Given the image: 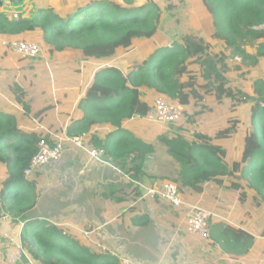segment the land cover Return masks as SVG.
<instances>
[{"label":"trees","instance_id":"trees-1","mask_svg":"<svg viewBox=\"0 0 264 264\" xmlns=\"http://www.w3.org/2000/svg\"><path fill=\"white\" fill-rule=\"evenodd\" d=\"M125 2L88 0L69 7L65 15L48 7L36 10L31 18L19 13L18 18H9L2 14L5 0H0V36L39 41L50 54L75 51L85 59H111L132 52L135 38H151L159 29L162 10L155 1L141 5H134L132 0ZM202 2L212 18L211 39L223 41L231 55H240L243 61L257 63L264 57L263 39L255 54L244 47L248 37L264 38V0ZM167 8L171 9L172 3ZM190 27L178 41L154 49L139 63L121 60L100 66L74 111L62 110L71 118L65 135L71 140L83 139L90 149H101L104 157L124 168L130 165L127 172L133 178L144 172V161L155 147L125 128L124 123L134 116L148 115L157 96L182 104L186 111L211 93L217 101L228 98L234 114L214 134L198 131L187 138L177 131L161 135L160 140L180 163L181 192L185 186L202 191L204 183L214 180L222 184L227 176L238 182H233L234 188L251 190L264 202V80L254 82V101L244 107L243 113H236L249 95L230 80L233 67L227 62V54L215 51L202 28ZM49 109L52 107L43 111ZM41 114L42 110L36 113L38 117ZM94 127H107L112 132L107 136L92 133ZM240 130L244 132L241 157L229 161V149L223 142ZM43 138L51 144L56 141L44 130L28 131L16 114L0 111V167L6 168L1 200L10 211L20 205L22 211H27L36 204L35 185L24 175V169ZM148 221L147 216L134 219L141 225ZM46 224L45 220L27 223L22 230L23 247L40 264H119L117 257L91 251L80 240ZM231 231L239 237V247L252 244L249 233L235 228Z\"/></svg>","mask_w":264,"mask_h":264},{"label":"crops","instance_id":"crops-1","mask_svg":"<svg viewBox=\"0 0 264 264\" xmlns=\"http://www.w3.org/2000/svg\"><path fill=\"white\" fill-rule=\"evenodd\" d=\"M87 1L20 0L8 2L5 0L1 6V12L9 18L19 12L20 15L31 18L36 10L52 7L56 12L65 15L69 7L82 5ZM114 1L121 2L120 0ZM146 2L148 1L139 3L137 0H132L134 5ZM186 5L194 11L196 9L204 10L196 11V13L207 12L202 0H187ZM207 14L210 16L208 12ZM200 16L205 18L203 15ZM161 18H163V13L160 22ZM189 22L192 27L205 29V22L200 20L194 22L190 18ZM166 31L168 32V30ZM159 34H163L165 41L170 40L169 35L166 32L161 33L159 29L151 38H135L133 41L135 49L130 53H121L132 57L120 59V61L125 60L128 64H135L133 58L136 61H141L154 49L165 46V41L162 42L163 39L159 43L155 42L154 38ZM3 39L10 38L0 36V111L16 114L28 131L40 129L47 132L52 138H55V133L58 134L57 136H62L71 123L70 115L68 116L64 112L72 113L74 111L78 101L85 95L96 71L110 59L95 61L84 58V60L90 61L93 66L85 67L83 71L74 69L73 73H66L69 76H74L76 80L63 79L62 74L58 73L55 74L53 81H50L51 79L48 77L43 81L38 79L36 82L32 80L31 74L41 77L47 74V70L43 68L32 70L31 65H28L31 59H22L21 56L10 51L2 45ZM141 45L144 46L140 47ZM32 59L35 60V58ZM95 62L99 64L95 66ZM80 76L82 78H79ZM16 85L18 87L15 90ZM38 85L43 86V89L40 88L42 93L44 92L43 97L47 92L49 94L56 91L61 93V99H55L56 107L52 105L54 104L52 101L43 97V100L33 98L32 91L26 94L27 98L21 99L20 95L24 91H28L32 87L38 89ZM46 101H48L47 104ZM63 103H65L64 108H62ZM51 106L53 107L51 110L49 109V112L43 111L46 107ZM60 108L67 111H58ZM41 110L43 114L38 117L36 113ZM214 120H216L215 116L204 114L201 117L200 131L214 134L219 128L211 132L212 128L205 126L206 123L210 124ZM151 124L153 122L134 116L124 123V127L154 145L155 137L165 134H160L157 128ZM111 132L112 129L107 127H94L92 133L107 136ZM243 136L244 133L242 138ZM235 137L223 142L229 149V161L241 157L242 138L238 148L231 147L230 140ZM154 147V153L150 154L151 157L147 156L144 161V172L136 177L140 178L144 186L150 185L153 177H158L160 182L172 181L179 186L182 185L180 163L168 152L166 145L163 151L158 150L159 147L155 145ZM89 149L83 139H68L64 142L62 158L51 162L44 168L49 171L53 170L55 176L65 177V183L71 185L70 192L66 185L62 194L55 195L54 198L46 197L41 193L45 187L43 184L46 176L45 169L38 170L29 177L30 182L35 185L37 201L33 208L27 211H22V205L16 211H10L3 205L1 192L6 179V168L0 167V264H11L8 259L17 252L18 245L22 242V230L25 225L43 220L47 222L46 226L53 225L64 234L75 237L91 251L108 253L118 259L128 258L138 264H187L190 262L264 264V202L253 196L254 193L251 190L234 188L233 184L238 182L233 177L224 176L222 184L214 180L208 181L203 184L202 191L185 186L181 192L186 202L201 205L214 212L211 238L206 243L200 244L196 235L189 230L186 207L175 208L169 201L161 197L138 201L139 196L144 193V188L133 182L136 177H130V180L126 178L127 173L125 174L124 170L127 172L130 165L124 168L118 162L110 165L102 160H96L89 156ZM61 162L65 165L64 167ZM73 170L82 172L83 176L76 178L71 174ZM77 183L80 184L79 191L78 189L73 190V185ZM83 187L86 189L84 190ZM241 191L244 193L240 194ZM42 205L45 208L39 209L38 206ZM49 209L52 212H49ZM139 216H147L148 223L145 225L136 224L134 219ZM51 217L54 218V222ZM232 228L249 233L253 239L252 244L239 247V237L231 231ZM99 245L105 247V250L99 248ZM25 252L26 255L23 259L13 264H40V261L34 260L27 250Z\"/></svg>","mask_w":264,"mask_h":264},{"label":"rangeland","instance_id":"rangeland-1","mask_svg":"<svg viewBox=\"0 0 264 264\" xmlns=\"http://www.w3.org/2000/svg\"><path fill=\"white\" fill-rule=\"evenodd\" d=\"M120 1L122 3H125L124 0H120ZM137 1L140 3V2L152 1V0H137ZM155 1L158 5L160 4V8L162 7L161 10L163 9L162 10L163 18H161V22L159 24L160 26L159 31H161V33L166 32V34H168L170 37V40H168L169 41L168 43V41L164 40L165 37L163 36V34H159L158 36L154 38L155 42L158 41L157 43H159L161 39H163L162 42L165 41L164 44L166 45H170L173 41H176V40L178 41L186 32H189L191 30L189 18L193 20L194 22H198L199 20L201 22H205V27H204L205 29L203 30L207 38L211 40L210 42L213 44L214 46L213 48L215 49L216 52L223 51L224 53H226L228 56L227 62L229 63L230 66L233 67V71L229 73L230 80L234 83L237 89L239 88L249 95L247 96L248 98L247 102L241 103V105L237 108L236 113L238 112L243 113L242 111L244 107L251 105V103L254 101L253 94H252V88H253L254 82L256 80H264V57H262L260 61H258L257 63H254L251 60L243 61V58L240 55L232 56L231 49L226 47L223 41L216 42L214 39L210 38L211 33L213 31V24L211 22V16H209L207 12L196 13V11H204V10H197V9L196 11L191 10L190 7L188 8L186 5L187 0H185V5H184V2H181V0H155ZM169 3H172L171 9L167 8V5H169ZM200 15H203L205 18L201 17ZM262 28H264V25L262 26ZM166 30H168V32ZM262 39L264 40V38L255 39L253 37H248V39L244 42V47L246 51L248 53L255 54L257 51L258 43ZM149 41L151 42V39H149ZM147 44L150 45V43L148 42ZM143 46L144 45H141L140 47H143ZM47 50L48 48L44 47V51L42 52V55L40 57L35 58L34 61L33 59H31L30 64H28L29 66L31 65L32 70L38 69V68L39 69L43 68L44 70H47V74L42 75L41 77L40 76L38 77V75L36 76L34 74H31L32 75L31 78L33 81L37 82L38 79L40 81H43L48 77H50L51 79L50 81H53L55 80V77H54L55 74H58V73L62 74L63 79L76 80L74 76H69L66 73H73L72 71L74 69L83 71L85 70V67L93 66L90 61L84 60L83 55L80 54L79 52H76V53L75 51L74 52H60V53L56 52L54 54H50L48 53ZM129 57H132V56H129L128 54L120 53L119 56L111 58L108 61V63H118L120 59H125ZM136 57H139V56H136ZM236 57H239L240 60L236 59ZM132 60L135 61L134 62L135 64L140 62V61H136L135 58H133ZM98 64H99L98 62L94 63L95 66H97ZM237 67H239L240 69H238ZM198 69L200 70V68ZM79 78H82V77L80 76ZM16 87H18V85L15 86V90H16ZM37 88L38 89H34L32 87L28 91L25 88L26 91H24V93L20 95L21 99L27 98L26 94L31 91H32L31 93L33 94L32 96L35 99L41 98V100H43V98H45L48 101H52L53 103L56 101L55 99H58V100L61 99V93H58V91L54 93L50 92V94L49 92H47L46 95L43 97L44 92L42 93V91L40 90V88L43 89V86L38 85ZM158 97L159 96H157V98ZM48 101H46V104L48 103ZM230 103H231V100L228 98H224L222 101H217L216 96L211 93L209 95H206L202 103H197V104L192 103L188 107L184 117L180 121L175 123L174 125L166 126V127H162L156 123H153L151 125L156 127L160 134L161 133L168 134V133H174V132L179 131L183 135H185V137L190 138V137H193V134L201 130V117H203L204 114H208L210 116H215L216 120L212 121L210 124L209 123H206V124L204 123V124L205 126L211 127L212 128L211 132H214L217 130V128H221L222 126L226 124V119L229 115L234 114V112L230 108ZM52 105H55L56 107L55 103ZM60 110H62V108L58 109V111ZM54 112L55 114H57L56 111ZM243 133H244L243 130H240L238 134L236 135V137L233 140H230L231 141L230 143H232L231 147L233 149L235 147L238 148L240 146ZM55 134H56L55 139H59L61 137V136H57L58 135L57 133ZM155 139L156 140L154 141V145L156 147H159L158 150L163 151L165 145L160 140V136L158 135L157 137H155ZM66 141L68 140H64V142ZM103 158H106V159H110V158L104 157V156H101L99 158L100 161L102 160L104 163L106 162L110 163V165H114V163L116 162V161H112V159L106 161ZM61 163L63 164V162ZM62 166L64 167L65 165L63 164ZM44 169H42L41 171H43ZM46 169L44 171L46 173V176L43 180V184L45 185V187L43 191H41V193L45 194L46 197L54 198L55 195L57 196V195L62 194L63 190L66 189V185L68 184L65 183V177L63 178V177L55 176L53 170L49 171ZM124 172L125 174L127 173L126 178L130 180L129 173L126 172L125 170ZM71 174H73L76 178L83 176L82 172L80 173L77 170L71 171ZM70 186L71 185H68V188H67L69 192H70ZM78 186L80 187L79 183L73 185L74 187L73 190L78 189L79 191L81 188H79ZM85 189L86 188H84V190ZM38 208L44 209L45 206L44 205L38 206ZM48 211L52 212L51 209H49ZM51 220L53 222L55 221L54 218L52 217H51Z\"/></svg>","mask_w":264,"mask_h":264},{"label":"built area","instance_id":"built-area-1","mask_svg":"<svg viewBox=\"0 0 264 264\" xmlns=\"http://www.w3.org/2000/svg\"><path fill=\"white\" fill-rule=\"evenodd\" d=\"M13 18H18L17 13L12 15ZM2 45L8 48L13 53L26 58H37L42 55L44 47L39 42L29 41L24 39H3ZM239 59V57H236ZM186 113L184 106L180 103L168 101L165 98L159 96L155 100V104L151 107L148 115L140 116V119L156 123L162 127L171 126L180 121ZM56 139L54 144H51L46 139H41L38 142V151L31 159L28 166L24 169V175L29 178L36 171L42 170L45 166L53 161L58 160L64 153V140L70 139L65 135ZM91 158L99 159L103 156V151L97 148H91L88 150ZM133 182L141 185L144 188V193L138 198V201H143L146 198L161 197L171 203L175 208H187V223L189 230L196 235L200 244L206 243L211 238L212 225L214 222V212L196 204H191L185 201L183 198L180 186L172 181L160 182L158 177H153L150 185L144 186L139 177L133 179ZM99 248L105 250V247L99 245ZM23 243L18 245L17 252L13 253L8 262L13 264L23 259L26 255ZM119 264H138L132 262L128 258H119ZM187 264H201L199 262H190Z\"/></svg>","mask_w":264,"mask_h":264},{"label":"water","instance_id":"water-1","mask_svg":"<svg viewBox=\"0 0 264 264\" xmlns=\"http://www.w3.org/2000/svg\"><path fill=\"white\" fill-rule=\"evenodd\" d=\"M8 2H12V1H15V2H18V1H20V0H7ZM104 160H109V159H106V158H103Z\"/></svg>","mask_w":264,"mask_h":264}]
</instances>
